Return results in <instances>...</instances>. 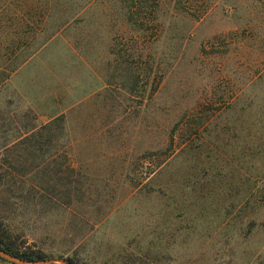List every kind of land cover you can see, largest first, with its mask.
I'll return each mask as SVG.
<instances>
[{
    "label": "rangeland",
    "instance_id": "rangeland-1",
    "mask_svg": "<svg viewBox=\"0 0 264 264\" xmlns=\"http://www.w3.org/2000/svg\"><path fill=\"white\" fill-rule=\"evenodd\" d=\"M86 1L0 87V232L42 264H264V0L142 31Z\"/></svg>",
    "mask_w": 264,
    "mask_h": 264
},
{
    "label": "trees",
    "instance_id": "trees-1",
    "mask_svg": "<svg viewBox=\"0 0 264 264\" xmlns=\"http://www.w3.org/2000/svg\"><path fill=\"white\" fill-rule=\"evenodd\" d=\"M10 1L12 15L7 20L8 24H2L0 15V87L28 56L43 46L62 26H57L47 35L45 33L48 31L50 24L51 26L53 24L52 19L58 7L57 0H21L19 5L14 3L15 0ZM93 1L95 0H87L85 5ZM116 1H118V5H121L125 22L142 31L157 25V12L161 1H169L175 9L199 19L208 11L210 6L219 0ZM200 2L201 5H198ZM76 8L77 11L81 10L83 8L82 4L80 5L79 3ZM1 50H4L5 53L1 54ZM36 133L37 131L35 132L34 129L26 130L23 135L27 134V136L21 137L19 141L27 137H33ZM0 250L14 258L29 263L43 262L45 260L42 253L29 248L19 247L11 239L10 235L4 232H0ZM66 262L67 264H73L72 260H67Z\"/></svg>",
    "mask_w": 264,
    "mask_h": 264
},
{
    "label": "water",
    "instance_id": "water-1",
    "mask_svg": "<svg viewBox=\"0 0 264 264\" xmlns=\"http://www.w3.org/2000/svg\"><path fill=\"white\" fill-rule=\"evenodd\" d=\"M0 257L4 258V259H6V260H8L10 262L16 263V264H28V263H26L24 261H21V260H19L17 258H14V257L10 256L9 254H6L5 252H3L1 250H0ZM43 262H45V261H43ZM43 262H33V263H30V264H42Z\"/></svg>",
    "mask_w": 264,
    "mask_h": 264
}]
</instances>
